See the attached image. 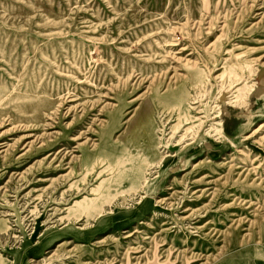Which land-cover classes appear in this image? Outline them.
I'll return each instance as SVG.
<instances>
[{"label": "rangeland", "instance_id": "obj_1", "mask_svg": "<svg viewBox=\"0 0 264 264\" xmlns=\"http://www.w3.org/2000/svg\"><path fill=\"white\" fill-rule=\"evenodd\" d=\"M0 264H264V0H0Z\"/></svg>", "mask_w": 264, "mask_h": 264}, {"label": "bare ground", "instance_id": "obj_2", "mask_svg": "<svg viewBox=\"0 0 264 264\" xmlns=\"http://www.w3.org/2000/svg\"><path fill=\"white\" fill-rule=\"evenodd\" d=\"M214 119H216V120H219V117L218 116H216V117H214ZM214 125V127L215 128H213L212 127V130H211V133H214L213 135L214 136H221L222 134H221V129L220 128H218L220 125H219V123H217V124H213Z\"/></svg>", "mask_w": 264, "mask_h": 264}]
</instances>
